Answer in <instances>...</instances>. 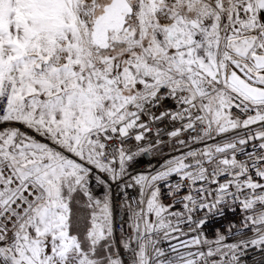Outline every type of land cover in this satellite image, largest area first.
I'll return each instance as SVG.
<instances>
[{
    "label": "snow or ice",
    "instance_id": "obj_1",
    "mask_svg": "<svg viewBox=\"0 0 264 264\" xmlns=\"http://www.w3.org/2000/svg\"><path fill=\"white\" fill-rule=\"evenodd\" d=\"M0 264H264V0H0Z\"/></svg>",
    "mask_w": 264,
    "mask_h": 264
},
{
    "label": "built area",
    "instance_id": "obj_2",
    "mask_svg": "<svg viewBox=\"0 0 264 264\" xmlns=\"http://www.w3.org/2000/svg\"><path fill=\"white\" fill-rule=\"evenodd\" d=\"M146 160H147V157H144L143 160H142V162H141V164H140V167H141V168L144 167V161H146Z\"/></svg>",
    "mask_w": 264,
    "mask_h": 264
}]
</instances>
